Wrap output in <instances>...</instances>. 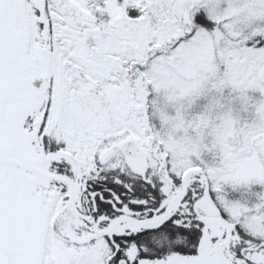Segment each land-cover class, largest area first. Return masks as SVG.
I'll return each instance as SVG.
<instances>
[{
	"label": "snow or ice",
	"instance_id": "obj_1",
	"mask_svg": "<svg viewBox=\"0 0 264 264\" xmlns=\"http://www.w3.org/2000/svg\"><path fill=\"white\" fill-rule=\"evenodd\" d=\"M0 264H264V0H0Z\"/></svg>",
	"mask_w": 264,
	"mask_h": 264
}]
</instances>
